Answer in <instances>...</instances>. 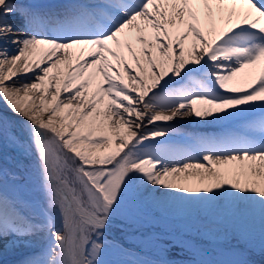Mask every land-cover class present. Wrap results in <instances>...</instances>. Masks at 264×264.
Masks as SVG:
<instances>
[{
	"label": "snow or ice",
	"instance_id": "6c2138e0",
	"mask_svg": "<svg viewBox=\"0 0 264 264\" xmlns=\"http://www.w3.org/2000/svg\"><path fill=\"white\" fill-rule=\"evenodd\" d=\"M193 117L224 130L177 145L157 123ZM161 208L215 217L226 251L150 221ZM255 216L258 243L235 227ZM110 228L139 235L135 252ZM17 249L16 264H104L106 249L264 264V0H0V255Z\"/></svg>",
	"mask_w": 264,
	"mask_h": 264
},
{
	"label": "rangeland",
	"instance_id": "374dc122",
	"mask_svg": "<svg viewBox=\"0 0 264 264\" xmlns=\"http://www.w3.org/2000/svg\"><path fill=\"white\" fill-rule=\"evenodd\" d=\"M174 123L177 124L179 126H191L189 123H186L185 121H183L182 119H175L174 121H170L169 123ZM189 128V127H188ZM152 216L149 217V220L151 221L153 218L156 219L157 221H159L162 225V227L164 225H166L169 229H171L174 233L177 234H188L191 235L195 238H202L203 234L201 233L203 230H208L211 234L215 235V234H223V227L224 225L222 224H217V225H212V224H208L206 225V223L200 220H192V219H182L179 217H174L170 214H168L164 209H152ZM253 221V222H257L256 218H248V219H244L242 221H239L235 227H238L240 229H244L243 227V222L245 223L246 221ZM258 223V222H257ZM214 226V227H213ZM199 228L200 229V234H197L196 229ZM220 229V230H218ZM257 240V243L259 242V232L257 234H255V232H252ZM210 236L209 234H206L204 236L208 237ZM224 236V234H223ZM224 239V237H223ZM107 240L109 242L112 241V238L107 236ZM230 243H235L234 240L229 241ZM128 251L134 252L130 249H127ZM132 256H123L120 255L117 251H115L114 249H106L105 253L103 255V257H101V259L104 261V264H112L113 261H123V260H128V259H132ZM256 259H259V257H255ZM5 259V258H4ZM11 260H15L16 259H11Z\"/></svg>",
	"mask_w": 264,
	"mask_h": 264
},
{
	"label": "bare ground",
	"instance_id": "6f19581e",
	"mask_svg": "<svg viewBox=\"0 0 264 264\" xmlns=\"http://www.w3.org/2000/svg\"><path fill=\"white\" fill-rule=\"evenodd\" d=\"M25 2L26 3H31V4H35L36 3L39 6H41L42 3L46 2L47 4L54 6L56 9H59V8L64 7L69 2V0H25ZM53 4H55V5H53ZM49 7H51V6H49ZM39 8H44V7H39ZM47 9H53V8H47ZM16 22L19 23L18 18H17ZM8 47L12 48L14 46L13 45H8ZM8 115L12 116V118L14 120H21V118L19 116H13V114L10 113V112L8 113ZM182 120L185 121L186 123H189L191 126L195 127L193 130H195L194 132H196L198 134L197 136L211 135V134H206V133L201 134L200 133L201 130H206V129H202V127L207 126V125H217V126L219 125V124H204L199 118H195V117L188 118V119H182ZM157 123L160 124L161 126L171 125L176 130V133L178 131H181V130L182 131H188V129L186 128L187 125L179 126L177 124H174L173 122L172 123H169V122H157ZM148 127L150 128L151 125H149ZM223 130H224V128L220 131V133ZM212 135H218V134H212ZM181 136H183V135H181ZM189 137L190 136H188V135H184L183 137H179V139H177L176 135L174 134V135H172L171 140L177 145H182L186 141V139L189 138ZM191 137H193V136H191ZM155 139L163 140V139H165V137H157ZM252 218H256L258 223L256 221L253 222V221L249 220V221H246L245 223L243 222V227H244L245 230H248L250 232H255V234H257L260 231L259 218H258V216H255V217H252ZM204 222L206 223V225L212 224V225L215 226V225L219 224L215 217H211V218H209L207 220H204ZM109 232H113L112 228L109 229ZM201 233L203 234V237L201 238L202 240L211 242L212 245L217 248V250L224 249L226 251L227 243H225V241L223 239V237H224L223 234H215V235L211 234L210 236L207 235L208 237H206L204 235L209 233L208 230H203ZM124 235H125V233L120 234V236H118L117 240L118 241H120V240L124 241L123 240V236ZM217 258L227 259L229 257L227 255H223V256H218Z\"/></svg>",
	"mask_w": 264,
	"mask_h": 264
}]
</instances>
